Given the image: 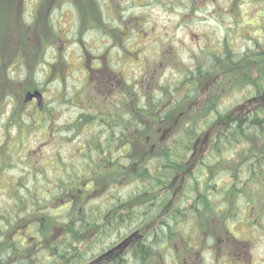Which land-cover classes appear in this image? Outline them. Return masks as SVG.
Here are the masks:
<instances>
[{"label":"trees","instance_id":"trees-1","mask_svg":"<svg viewBox=\"0 0 264 264\" xmlns=\"http://www.w3.org/2000/svg\"><path fill=\"white\" fill-rule=\"evenodd\" d=\"M235 1L227 12L220 9L219 13L222 18L228 15L234 27L225 25V39L205 56L209 63L204 66L203 57L193 70L190 67L182 72L185 78L178 90L173 84L150 91L148 85L140 87L139 81L118 82L111 74L114 68H103L96 61V97L107 100L100 111L85 108L67 128L76 130L82 122L85 126L98 125L105 140L95 132L92 137L97 139L87 142V157H96V152L97 157L112 155L109 161L114 172L122 174L135 188L124 199L115 196L109 205L95 207L91 192H102L117 184L115 181L101 186V177L95 175L92 179L95 163L83 167V173L89 172V181L82 174L80 184L72 176L59 175L45 180L42 190L39 178L43 177L34 174L30 186L21 191L23 182L14 181L11 203L0 206V264H191L198 253L213 254V249L217 259L223 252L229 256L233 248L250 253L256 234L261 236L260 231H264V39L254 37L253 49L236 51L233 39L242 33L240 22L246 14ZM88 2L82 6L89 17L93 0ZM212 3L179 0L188 11L215 7L217 0ZM256 18L264 19V9ZM104 19L102 16V26L106 24ZM257 21L253 18L245 22ZM0 43L6 47L7 41L2 38ZM2 52L0 71L4 68ZM15 56L17 63L24 59L18 52ZM66 60L69 62L68 54ZM47 73L43 83L61 81L51 79L50 68ZM9 78L12 94L16 89L23 90L20 95L14 94L12 106L20 117L21 133L29 124L46 131L51 121L46 98L41 109L26 100L29 91L38 89L43 93L40 84L29 80L21 84L10 73ZM217 85L228 88L230 94L242 90L251 96L219 112L222 96H217ZM184 88L186 92L181 95ZM109 90L113 95L117 93L110 103L106 95ZM31 103L39 114L34 122L31 116L24 121L19 112ZM0 146V163H14L9 156L4 157L7 151L11 157L14 155L11 146ZM6 167L0 168L2 173ZM97 168L96 172L101 170ZM72 172L81 173L76 168ZM188 222L193 230L183 235L181 226ZM246 227L249 230L244 233ZM132 234L130 240L105 255ZM112 237L116 238L114 243L100 250V244Z\"/></svg>","mask_w":264,"mask_h":264},{"label":"rangeland","instance_id":"rangeland-1","mask_svg":"<svg viewBox=\"0 0 264 264\" xmlns=\"http://www.w3.org/2000/svg\"><path fill=\"white\" fill-rule=\"evenodd\" d=\"M84 1L89 3L88 0H0V41L2 38L7 41L6 47L0 43V52L3 51L1 62L4 65L0 71V145L11 146L10 150L14 153L11 157L7 151L4 156H9L14 163H0L1 167L7 165L6 172L0 170V206L11 203L10 196L14 193L11 190L15 189L17 181L23 182L21 191L27 185L30 186L34 174L43 177L39 178L42 190H45V180L56 179L59 175L65 178L72 176L80 184L82 174L89 181V172L83 173V167L93 163L92 179L96 178L95 175L101 177V186H109L115 181L117 184L102 192L92 191V204L95 207L107 206L115 196L124 199L135 185L131 186L122 174L114 172L109 161L112 155L104 153L97 157L96 152V157L92 155L94 159L90 154L87 157V142L97 139V136L95 139L92 137L95 132L96 135L100 134L102 141L105 140L102 129L98 125L85 126L84 122L76 130L67 128L85 108L91 111L96 107L100 111L107 100L103 96L96 97V61L103 68H114L115 72L111 74L117 76L118 82L136 84L139 81L140 87L148 85L150 91L159 85L173 84V88L178 90L185 78L182 72L190 67L193 70L195 65L202 62L203 57V65L209 63L210 59L206 63L205 56H209L210 50L218 47L225 39V25H235L228 15L226 18L219 15L222 12L220 9L227 12L229 4L234 0H217L215 7L205 5L206 8L198 10V7L190 11L185 4H179V0H93L90 4L92 15L89 17L82 6ZM208 2L213 4L212 0ZM235 2L241 12L246 14L240 22L242 33L233 39L237 42L236 51L241 53L254 48V37L264 39V19L256 18L257 13L264 9V0ZM102 16L106 20L103 26L100 23ZM253 18L258 21L254 24L246 23ZM124 43L128 46L123 47ZM94 44L96 47L92 48ZM84 46L89 47L90 51L87 52ZM16 52L24 55L20 63L16 61ZM48 68L52 72V80L59 78L63 82L43 83ZM9 73L21 84L26 80L40 84L49 106L47 115L51 117L46 131L41 127H29V124L21 133L22 129L18 125L20 117L12 106L14 94L20 95L23 90L16 89L12 94L13 82ZM219 77L223 79L221 75ZM153 79L154 83L151 82ZM207 84L213 87L211 81ZM215 88H219L217 96H222L218 102L219 112L251 96L242 90L230 94L226 87L217 85ZM180 92L183 95L185 88ZM106 95L109 103L117 97V93L113 95V90H109ZM181 99L178 98V101ZM33 105L23 106L19 112L20 116L23 114L21 118L24 121L31 116L34 122V116L39 114ZM213 118L212 115L209 120ZM18 137H22L25 142L21 143ZM19 144L21 149L18 148ZM97 167H101L98 172ZM73 168L81 173L78 175L72 172ZM240 203H244L242 198ZM192 230L189 222L181 226L183 235ZM260 233L263 235L256 234V243L251 242L249 259H252V264H264V231ZM115 239L112 237L105 240L100 244V250L111 246ZM215 255L214 249L213 254L205 252L199 264H249L247 259L243 262L235 253L232 257L225 254L219 259Z\"/></svg>","mask_w":264,"mask_h":264},{"label":"water","instance_id":"water-1","mask_svg":"<svg viewBox=\"0 0 264 264\" xmlns=\"http://www.w3.org/2000/svg\"><path fill=\"white\" fill-rule=\"evenodd\" d=\"M34 97H36L38 99V102H39V105L40 107L43 106V98H42V95L39 91H35L34 93H29L27 95V99H33ZM126 241H124L123 243H121L119 246L117 247H121Z\"/></svg>","mask_w":264,"mask_h":264}]
</instances>
